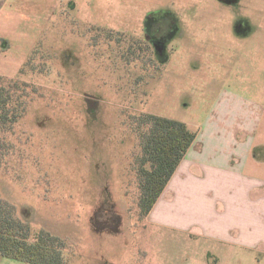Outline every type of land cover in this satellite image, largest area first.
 Here are the masks:
<instances>
[{"label": "rangeland", "instance_id": "374dc122", "mask_svg": "<svg viewBox=\"0 0 264 264\" xmlns=\"http://www.w3.org/2000/svg\"><path fill=\"white\" fill-rule=\"evenodd\" d=\"M0 76L24 107L0 129V198L63 239L65 264H264V212L249 247L197 240L194 195L159 210L174 226L142 214L138 126L172 118L208 143L249 126L238 140L264 157V0H6Z\"/></svg>", "mask_w": 264, "mask_h": 264}, {"label": "crops", "instance_id": "0c3cea01", "mask_svg": "<svg viewBox=\"0 0 264 264\" xmlns=\"http://www.w3.org/2000/svg\"><path fill=\"white\" fill-rule=\"evenodd\" d=\"M5 2L0 0V8ZM230 129L234 133L231 140H225L220 129L217 132L221 138L217 139L214 129V141L210 143L197 135L148 214L151 221L159 222V210L163 214L180 212L183 199L194 195L192 230L197 240L205 239L214 245L237 242L249 247L246 239L250 231L256 230L259 214L264 212L260 210L264 208V177H259L260 172L252 170L249 162L254 160L257 166H264V157L255 153L251 142L238 140L252 128L233 125ZM255 217L258 220L254 221ZM159 223L175 225L166 221Z\"/></svg>", "mask_w": 264, "mask_h": 264}, {"label": "trees", "instance_id": "16d2710c", "mask_svg": "<svg viewBox=\"0 0 264 264\" xmlns=\"http://www.w3.org/2000/svg\"><path fill=\"white\" fill-rule=\"evenodd\" d=\"M10 81L0 76V129L11 128L21 117L22 96L11 89ZM18 87V83H14ZM143 161L140 208L148 215L195 141L197 133L183 121L155 114L141 116ZM145 163H150L146 168ZM62 238L40 229L33 234L31 225L16 216L15 207L0 198V255L30 264H65Z\"/></svg>", "mask_w": 264, "mask_h": 264}]
</instances>
